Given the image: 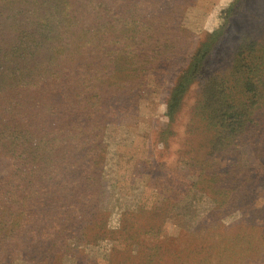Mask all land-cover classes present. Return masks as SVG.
Wrapping results in <instances>:
<instances>
[{"label": "rangeland", "instance_id": "rangeland-1", "mask_svg": "<svg viewBox=\"0 0 264 264\" xmlns=\"http://www.w3.org/2000/svg\"><path fill=\"white\" fill-rule=\"evenodd\" d=\"M59 1L0 0V264H264V144L206 159L212 131L188 122L197 86L165 150L160 136L187 57L220 37L202 75L226 74L239 38L264 42V0L150 9L165 65L135 71L132 40L108 33L138 0ZM102 47L113 57L100 62ZM237 175L256 182L236 191Z\"/></svg>", "mask_w": 264, "mask_h": 264}, {"label": "trees", "instance_id": "trees-1", "mask_svg": "<svg viewBox=\"0 0 264 264\" xmlns=\"http://www.w3.org/2000/svg\"><path fill=\"white\" fill-rule=\"evenodd\" d=\"M163 1L138 0V5H141L140 9H142L140 13L131 16L129 22H117L108 33L109 37L117 36L118 39L123 38L120 35L126 33V37L132 40V45L128 46V51L125 52V63L132 71H135L137 64L141 61L145 64L161 62L163 66L165 65V62H162V54L165 49H163V43L159 41L161 40V33L165 31L163 28L166 23L159 21V25L154 26L152 13L149 10L160 12L163 15L170 9H176L178 4L176 0H167L165 4H161ZM61 2L62 0L58 2L59 5ZM142 5L147 6L143 8ZM162 9H165V11L161 12ZM160 17H158V20ZM47 19H50V17L48 16ZM219 38L213 42L209 39L206 41V37L203 39L197 50L189 58L187 57L186 68L177 74L173 86L167 92L164 99L167 124L160 134L163 150L169 145V139L174 135L172 126L177 121L184 98L192 86H197L198 93L195 96V103L190 111L188 122L192 123L195 120L212 131V137L209 138L207 143H203L206 159L225 153L229 154L230 157L232 152L238 153L245 146H249L254 152L263 153L261 145L264 144V113L262 112V110L264 111V42L252 37L239 38V45L233 55L232 65L228 72L226 74L203 76L202 74L214 54L215 45H217ZM201 48L202 50L199 52ZM110 49H112L111 46ZM133 49L135 50L133 51ZM206 51L208 52L206 53ZM97 52L98 61L102 58L109 59L113 57L112 51H106L105 47L100 48ZM121 52L123 53V51ZM34 54L35 52L27 53L29 57ZM29 65L33 66V64ZM47 81L51 85L56 84L52 76H48ZM39 82L40 78L36 76L35 81L27 86L34 87L37 91ZM137 85L139 84L137 83ZM112 105L113 103L108 104L107 109H112ZM73 107H77V105L75 104L71 108ZM51 111L52 109L48 110L51 113L50 115L53 113ZM37 142L42 149L45 147V141L39 140ZM23 144L29 145V151L26 152V155H30V158L35 159L39 155L31 150L33 145L28 141H24ZM201 164L203 166L205 162L201 161ZM210 175H213V173ZM216 175L218 173L213 176ZM199 178L202 179L201 173ZM253 179L251 176L242 179V176L237 175L235 179H232L229 186H232L236 191L245 190L253 181L256 182ZM19 212L20 216L21 213ZM24 218L28 219L26 216ZM43 231L41 233L43 234L42 237L51 239L45 233V229ZM33 234H36V232ZM57 238H59L58 235H56Z\"/></svg>", "mask_w": 264, "mask_h": 264}]
</instances>
